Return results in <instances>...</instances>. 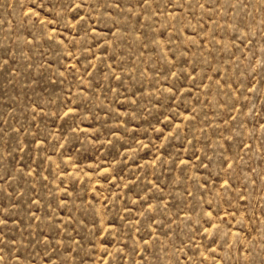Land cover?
I'll return each instance as SVG.
<instances>
[{
  "label": "rangeland",
  "instance_id": "rangeland-1",
  "mask_svg": "<svg viewBox=\"0 0 264 264\" xmlns=\"http://www.w3.org/2000/svg\"><path fill=\"white\" fill-rule=\"evenodd\" d=\"M0 264H264V0H0Z\"/></svg>",
  "mask_w": 264,
  "mask_h": 264
}]
</instances>
